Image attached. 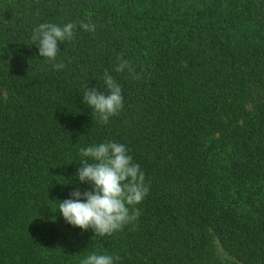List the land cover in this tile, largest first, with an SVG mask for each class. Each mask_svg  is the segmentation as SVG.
<instances>
[{
    "label": "trees",
    "instance_id": "1",
    "mask_svg": "<svg viewBox=\"0 0 264 264\" xmlns=\"http://www.w3.org/2000/svg\"><path fill=\"white\" fill-rule=\"evenodd\" d=\"M43 23L74 24L55 60L32 39ZM121 60L132 70L117 72ZM105 71L123 107L102 124L83 95L108 92ZM108 141L126 146L149 192L129 206L135 220L93 239L59 201L91 189L80 149ZM93 253L264 264V0H0V264Z\"/></svg>",
    "mask_w": 264,
    "mask_h": 264
},
{
    "label": "clouds",
    "instance_id": "2",
    "mask_svg": "<svg viewBox=\"0 0 264 264\" xmlns=\"http://www.w3.org/2000/svg\"><path fill=\"white\" fill-rule=\"evenodd\" d=\"M81 27L86 31H95V26L90 23L81 22ZM73 29V23L63 27L52 23L40 24L32 35L39 47V55L55 60L59 43L72 39ZM63 67V63L55 65L57 69ZM125 68L132 70L127 60H121L116 71L123 72ZM103 82L107 93L92 87L86 90L83 98L92 112L98 114L100 122L107 124L109 117L123 107V98L120 86L107 71ZM80 156L82 166L77 169L76 175L80 182L90 183L92 187L83 192L74 190L72 198L59 201L58 211L73 226L83 230L91 227L95 232L93 239L111 235L139 216V209H130L129 206L139 204L149 192L144 183V173L128 155L126 146L113 141L81 148ZM115 259L120 258L117 256ZM113 260L112 255L93 253L80 264H113Z\"/></svg>",
    "mask_w": 264,
    "mask_h": 264
},
{
    "label": "rangeland",
    "instance_id": "3",
    "mask_svg": "<svg viewBox=\"0 0 264 264\" xmlns=\"http://www.w3.org/2000/svg\"><path fill=\"white\" fill-rule=\"evenodd\" d=\"M216 246V253L217 255H219V257H221L222 259H228L229 256L228 254L224 251V249L221 247V245L216 241L215 242Z\"/></svg>",
    "mask_w": 264,
    "mask_h": 264
}]
</instances>
